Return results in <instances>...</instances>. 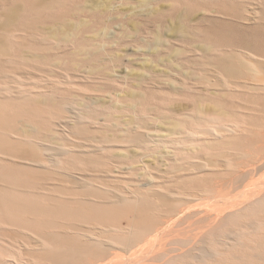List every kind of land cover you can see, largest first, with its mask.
<instances>
[{"label":"bare ground","instance_id":"6f19581e","mask_svg":"<svg viewBox=\"0 0 264 264\" xmlns=\"http://www.w3.org/2000/svg\"><path fill=\"white\" fill-rule=\"evenodd\" d=\"M220 256L264 264V0H0V264Z\"/></svg>","mask_w":264,"mask_h":264},{"label":"rangeland","instance_id":"374dc122","mask_svg":"<svg viewBox=\"0 0 264 264\" xmlns=\"http://www.w3.org/2000/svg\"><path fill=\"white\" fill-rule=\"evenodd\" d=\"M113 22H116V21H113ZM128 49H130V47H128ZM134 63H141V60H138V59H135L134 60ZM122 68H124V67H122ZM113 91V90H112ZM106 91H102V92H98V91H93V90H90V89H88L87 90V94H98V93H101V94H104ZM157 106H160V105H162L161 103H157L156 104ZM159 113H162V112H158V114ZM155 114H157V112L155 113ZM232 228V226L230 225V228L227 230V232H229L230 230H232L231 229ZM245 243H248V241H245ZM216 260L217 261H215V263L214 264H230V262H229V260H227V257H224V256H222V259H221V256L220 257H218V258H216ZM221 260L223 261V262H221ZM226 260V261H225ZM225 261V262H224ZM210 264H212V263H210Z\"/></svg>","mask_w":264,"mask_h":264}]
</instances>
